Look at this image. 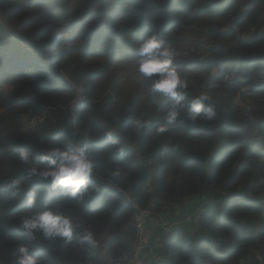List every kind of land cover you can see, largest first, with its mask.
Listing matches in <instances>:
<instances>
[{"label":"trees","instance_id":"1","mask_svg":"<svg viewBox=\"0 0 264 264\" xmlns=\"http://www.w3.org/2000/svg\"><path fill=\"white\" fill-rule=\"evenodd\" d=\"M0 15V264H16L19 244L40 264L105 263L79 245V230L70 244L21 238V217L47 201L116 258L135 251L138 210H150L148 221L162 219L195 196L212 201L193 229L156 228L166 260L152 264H264V0H0ZM3 21L28 28L10 33ZM152 33L175 51L188 99L211 97L212 120L189 121L185 110L157 134L169 101L151 94L135 53ZM82 142L94 174L77 198L25 175L42 167L38 158L16 159L21 149L38 157L53 144ZM143 158L150 175L140 183ZM11 180L16 190L6 188ZM28 191L37 194L31 209Z\"/></svg>","mask_w":264,"mask_h":264},{"label":"clouds","instance_id":"2","mask_svg":"<svg viewBox=\"0 0 264 264\" xmlns=\"http://www.w3.org/2000/svg\"><path fill=\"white\" fill-rule=\"evenodd\" d=\"M9 26V25H8ZM137 57V71L145 78L151 80L150 92L153 96L159 95L167 99L165 124L156 129L157 134L165 133L168 124L176 121L181 112H185L186 119L196 121L203 118L212 120L215 115V105L207 94H200L188 99L186 89L187 82L181 77L174 65L175 51L166 47L158 34L152 33L147 36L135 49ZM137 130L145 126L141 120L133 121ZM106 135L111 145H119V140L112 137L111 132ZM119 154L123 155L124 148H118ZM42 167L31 166L26 169L25 175L29 179L50 181L49 191L59 189L72 198L83 196L89 191V184L93 178L94 163L89 155L88 142L79 144H53L45 151L34 154L28 149H21L16 153V159L24 165H31L34 159ZM119 170L114 173L118 175ZM6 188L16 190L18 181L11 180L6 183ZM26 207L37 206V194L28 191L26 194ZM52 201H47L41 210L28 216H22L19 221V235L25 240H35L37 234L47 240L59 238L64 244H70L73 235L79 230L77 242L83 248H95L97 241L94 233L88 228H81L69 215L54 210ZM16 264H40L37 256L26 244L16 247Z\"/></svg>","mask_w":264,"mask_h":264},{"label":"rangeland","instance_id":"3","mask_svg":"<svg viewBox=\"0 0 264 264\" xmlns=\"http://www.w3.org/2000/svg\"><path fill=\"white\" fill-rule=\"evenodd\" d=\"M247 2L248 1H244V3H247ZM27 28L28 27L25 26L24 24L19 23V25L15 28L12 26H8L7 30H9L10 33H13L16 29H20L24 32ZM208 49L209 48H207L206 51ZM241 91L246 93V87H243ZM240 98H241V94L237 95V102L239 103L242 102V98L241 99ZM245 102H253V97L247 96V101ZM211 201L212 199L206 196H203V197L195 196V197L189 198L183 204H181V206H178L177 210H181V211H178V213H176L175 211H169L167 213V217L165 221L167 222V225L169 222H174L176 226H178L179 223H183V224H188L190 228H192L193 226L195 228V224L197 223L199 212L202 208V204L203 203L209 204ZM168 228L172 229L171 227H168Z\"/></svg>","mask_w":264,"mask_h":264},{"label":"crops","instance_id":"4","mask_svg":"<svg viewBox=\"0 0 264 264\" xmlns=\"http://www.w3.org/2000/svg\"><path fill=\"white\" fill-rule=\"evenodd\" d=\"M178 211L181 210H175L176 213H178ZM161 216L163 220L160 218H155L154 220L151 219L150 221H147L146 230H147L148 245L144 250V252L140 256H138V258H136V261L133 264H152L156 259L166 260V258L159 253L158 244L154 236V233L156 232V228L159 225L160 228L161 223L166 222L165 221L166 216H164L163 214ZM94 249L95 252H97L99 255H101V257L104 258V262H105L104 264H113L112 257L107 252L106 244L104 242L98 243Z\"/></svg>","mask_w":264,"mask_h":264},{"label":"built area","instance_id":"5","mask_svg":"<svg viewBox=\"0 0 264 264\" xmlns=\"http://www.w3.org/2000/svg\"><path fill=\"white\" fill-rule=\"evenodd\" d=\"M1 19V15H0ZM4 26L8 27L7 24L3 21ZM120 192L126 193L119 189ZM151 212L148 209H140L134 216V222L136 227V247L133 253H125L121 256L116 258L112 257L113 264H133L136 261V258L140 256L148 245V238H147V221L151 217ZM176 225L173 223L171 224V228L173 229ZM172 229L167 228V231L170 232Z\"/></svg>","mask_w":264,"mask_h":264},{"label":"bare ground","instance_id":"6","mask_svg":"<svg viewBox=\"0 0 264 264\" xmlns=\"http://www.w3.org/2000/svg\"><path fill=\"white\" fill-rule=\"evenodd\" d=\"M2 11V10H1ZM8 21H10V20H8ZM26 21V20H25ZM61 73V72H60ZM35 95V94H34ZM63 112V111H62ZM67 112V111H66ZM58 113V112H57ZM59 115V114H58ZM64 118V117H63ZM53 119V118H52ZM54 119H56V118H54ZM68 120H70V118L68 119ZM57 121V120H56ZM59 121V120H58ZM62 121V120H61ZM60 123V122H59ZM63 123H65V122H63ZM71 124V123H70ZM61 125V124H60ZM62 126H64V125H62ZM59 128V127H58ZM64 128H65V126H64ZM67 130V129H66ZM61 131V130H60ZM65 133V132H64ZM81 135V134H80ZM123 136V135H122ZM58 139V138H57ZM133 141V140H132ZM96 143V142H95ZM117 146V145H116ZM92 148V147H91ZM90 153V152H89ZM112 154V153H111ZM137 155V154H136ZM115 157V156H114ZM120 157V156H119ZM113 159V158H112ZM115 159H117V158H115ZM124 159V158H123ZM127 159H129V158H127ZM132 160V159H131ZM116 161V160H115ZM129 161H130V159H129ZM115 163V162H114ZM113 163V164H114ZM120 163H122V162H120ZM116 164V163H115ZM132 164V163H131ZM117 165V164H116ZM131 166V165H130ZM121 168H122V166H121ZM132 168V167H131ZM135 168V167H134ZM133 168V169H134ZM137 168V167H136ZM129 172V171H128ZM107 175V174H106ZM101 180V179H100ZM104 183V182H103ZM96 185H98V184H96ZM95 185V186H96ZM107 186V185H106ZM105 187V186H104ZM90 188V187H89ZM94 188V187H93ZM97 189V188H96ZM100 189V188H99ZM125 189V188H124ZM107 190V189H106ZM90 191V190H89ZM101 192V191H100ZM106 192V191H105ZM95 193V192H94ZM100 194V193H99ZM61 195V194H60ZM64 195V194H63ZM91 195H93V194H91ZM96 195V194H95ZM114 195V194H113ZM134 196V195H133ZM112 197V196H111ZM63 198V197H62ZM72 198V197H71ZM109 198V197H108ZM68 199V198H67ZM90 199V198H89ZM83 200V199H82ZM75 201V200H74ZM62 203V202H61ZM99 203V202H98ZM95 204V203H94ZM68 205V204H67ZM70 205V204H69ZM66 206V205H65ZM89 206H91V205H89ZM98 207V206H97ZM68 208V207H67ZM66 208V209H67ZM71 208V207H70ZM93 208H95V205H94V207ZM73 209V208H72ZM71 209V210H72ZM76 209V208H75ZM61 210V209H60ZM89 210V209H88ZM62 211V210H61ZM73 211V210H72ZM78 211V210H77ZM65 212V211H64ZM69 213V212H68ZM88 215H89V213H88ZM90 220V219H89ZM76 223V222H75ZM113 223V222H112ZM89 224V223H88ZM114 225V224H113ZM133 227V226H132ZM135 232V231H134ZM131 233V232H130ZM46 243H47V241H46ZM71 253V252H70ZM114 253V252H113ZM86 254V253H85ZM78 256V255H77ZM84 256V255H83ZM80 257V256H79ZM85 257V256H84ZM83 259V258H82ZM62 261V260H61ZM82 262V261H81Z\"/></svg>","mask_w":264,"mask_h":264},{"label":"water","instance_id":"7","mask_svg":"<svg viewBox=\"0 0 264 264\" xmlns=\"http://www.w3.org/2000/svg\"><path fill=\"white\" fill-rule=\"evenodd\" d=\"M142 164H143V172H142V175L140 177V183H145L148 179V176L150 175V172L147 169L144 158L142 159Z\"/></svg>","mask_w":264,"mask_h":264}]
</instances>
